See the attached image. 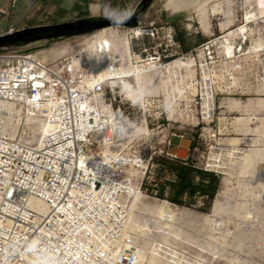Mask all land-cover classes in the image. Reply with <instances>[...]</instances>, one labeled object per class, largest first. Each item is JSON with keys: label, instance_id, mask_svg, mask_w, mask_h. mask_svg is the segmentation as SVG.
<instances>
[{"label": "built area", "instance_id": "obj_1", "mask_svg": "<svg viewBox=\"0 0 264 264\" xmlns=\"http://www.w3.org/2000/svg\"><path fill=\"white\" fill-rule=\"evenodd\" d=\"M122 1V8L108 7L99 16L118 23L102 37L111 42L98 44L92 54L84 51L85 42L54 63L28 51L14 56L0 51V264H137L128 223L138 189L150 200L183 208L167 197L156 199L157 190L150 198V187L163 181L157 180L155 159L220 175L195 145L202 136L195 131L215 119L216 111L209 118L202 106L200 83L210 84L216 55L198 62L191 101L169 86L168 103L149 97L145 112L122 88L125 63L135 69L145 65L158 78L175 60L198 61V50L209 52L208 42L184 52L175 26L158 17L144 21L143 14L126 25L141 2ZM0 13L6 15L5 7ZM24 29L12 27L0 36ZM96 31L80 36L89 42ZM114 37L129 39L131 52L125 55ZM86 55L99 56L94 69ZM180 78L176 69L171 84L179 87ZM172 137L191 139L185 159L167 153ZM169 169L176 174L171 182H178V170ZM192 195L199 193L186 190L183 197Z\"/></svg>", "mask_w": 264, "mask_h": 264}, {"label": "rangeland", "instance_id": "obj_2", "mask_svg": "<svg viewBox=\"0 0 264 264\" xmlns=\"http://www.w3.org/2000/svg\"><path fill=\"white\" fill-rule=\"evenodd\" d=\"M36 1L40 2V0L13 1L21 8H28L29 12L20 20L11 14L6 18V23H4L6 15L0 13L2 21L0 34L9 32L12 27L21 29L52 25L54 21L50 16L47 17L48 13L43 11V7L39 9L35 5ZM112 1L115 3L109 6L122 8L119 6V0ZM127 1L142 4L144 0ZM151 5L156 6H153L155 17L161 20L177 18V31L183 34L187 51L196 47L199 49L202 44L209 42L207 44L209 54L216 55L212 57V74L219 76H212L214 96L212 113L208 115L210 118L216 109L214 123L210 126H199L195 132L202 136L197 139L195 145L199 148L198 154L203 155L204 159L209 156L211 150L222 154L221 157L210 155V160L207 162L210 169L221 173L222 176L213 175L218 180V187L212 200L200 194L192 195V198L188 199L182 195L180 206L186 209L177 210L189 218L188 225L189 223L194 225L197 221L195 224L199 223V230L192 238L183 236L184 233L181 232L178 239H170L168 248H180L176 254L184 258L188 264L194 262L197 264H264V14L261 13L264 9V0H150L145 5L144 14L148 8L152 7ZM247 5L249 6L246 7ZM246 10L253 11L256 18L249 23L250 31L244 29L245 31H241L240 34L237 30L245 24ZM228 17L232 21L231 26L223 33L221 24L226 23ZM204 18H206L205 23L209 25L208 32L203 29ZM231 31L235 34L231 51L225 53L219 49L218 43L213 44V42ZM40 35L44 38L35 39L28 36L24 39L6 40L0 43V51L4 48L28 51L38 54L42 61L48 59L47 63H54L80 44L84 42L86 44L82 36L53 38L49 36L50 33ZM241 36L244 39H241ZM57 38L62 40L55 44L54 40ZM92 41L87 42L85 50ZM116 46L125 52V48L117 40ZM253 46H260V48L252 50ZM204 51L207 55L206 50ZM125 55H127L126 52ZM94 56L96 55L90 56V60ZM126 59L127 56H125ZM204 60L207 61L206 56L204 59H198L197 63L204 64ZM184 68V71L188 73L183 77L184 74L181 71L179 84L181 86L182 81H185L189 86L188 80L191 79L193 82V73L189 68ZM156 73H152L150 79L152 84L146 90L148 97H159L160 100L163 97L167 104L171 96V88L175 89L177 85L174 87L170 83V70L161 71L158 78ZM196 74H198V68ZM219 83L223 84L222 89L217 88ZM215 95H217L216 106ZM185 99L188 100L190 97ZM235 101L241 103V106L235 108L233 106ZM237 118L247 120L238 126L234 122ZM205 121H208L207 118ZM195 122L193 118V123ZM201 127L209 130L207 136L200 129ZM212 136L215 139L210 138ZM230 151L233 153L227 154ZM167 153L176 156L175 150H167ZM216 159L222 162L212 163V160ZM224 161H227L226 165ZM154 164L159 175L157 180L160 178L163 181L157 183L158 188L150 187V198L157 190L156 199L161 201L167 197L170 201L178 182H171L175 172L170 171L169 167L179 170L182 166L163 158L155 159ZM191 171L194 186H197L200 183V177L196 171ZM217 203L219 206L215 210ZM206 221L210 223L209 226L205 225ZM206 231H210L211 234ZM191 240L197 242V245ZM160 264L167 263L160 261Z\"/></svg>", "mask_w": 264, "mask_h": 264}, {"label": "bare ground", "instance_id": "obj_3", "mask_svg": "<svg viewBox=\"0 0 264 264\" xmlns=\"http://www.w3.org/2000/svg\"><path fill=\"white\" fill-rule=\"evenodd\" d=\"M155 4H157V3H155ZM153 6L146 10V13L144 14V17H143L144 21H151L155 18V15L153 12ZM248 6L249 5H247L246 7H248ZM154 7H156V6H154ZM204 9H205V7H204ZM252 12L249 10H246L245 15H244L245 24L240 26L237 30V32H239L240 34H241V31H243L244 29L250 31L249 23L254 21L256 18V14H254ZM261 13L264 14V9H262ZM259 15H260V13H259ZM205 22H206V18H204L202 23H203L204 31L208 32L209 25H208V23H205ZM231 22L232 21L230 20V17H228V21H226V23L221 24L223 33H225L226 31L229 30V28L231 26ZM111 31H113V29L110 26L97 30L95 32L96 36L93 38L94 40L88 45V48L85 50V47L87 46V42H86L85 46L83 47L84 51L86 53H92L98 47V44L99 45L104 44L105 42L110 43L111 41L108 38H102V37L105 33L108 34ZM234 35H235L234 32L231 31V32L227 33L225 36H223L219 39H216L213 42V44L218 43L219 49H221L223 52L227 53L232 47V41H233ZM243 36H241V39H244ZM75 37H77V36H75ZM79 37H81V36H79ZM82 38L86 39V36H82ZM61 40L62 39L57 38L54 40L55 41L54 43L58 44V43H60ZM116 40L125 48L126 54L131 52V46L129 43V39H127L126 37H124V38L116 37L114 39L115 45H116ZM257 48H260V46H256V47L253 46L252 50L253 49L255 50ZM208 49H209V47H208ZM4 50L9 51L10 54L13 56L19 55V54H22L23 52H25V51L16 50V49H2L1 51H4ZM209 52L207 53V55H211V54H209ZM34 55H35V57L39 58L38 54H34ZM197 55H198V59H204L206 56L205 51L203 49L198 50ZM86 56L89 58L92 55H86ZM229 57H230V55H229ZM98 58H99L98 55L94 56L92 58V60H90V58H89L92 69L95 68V66H96L95 61ZM127 59H129V58H127ZM47 61H48V59H45L43 62L47 63ZM58 61H56V62H58ZM205 61L206 60H204V62ZM195 65H196V67H195ZM184 67L189 68L193 73L192 79L193 80L196 79L195 75H196V69L198 68V63L192 57H187L185 60L184 59L183 60H181V59L175 60L174 62L169 63L165 67V70H170V73H171L170 83H171V79H172V72H174L176 69H180V71H182V74H184V75H182L183 77L187 76L186 74L188 72L186 73L184 71L185 70ZM124 68H125L124 73L127 75L128 78L120 80L122 83V88L124 89V92L126 93V95L132 101H134V102L139 101L141 103L140 107H142L144 109V111L146 112L148 110V108L146 107L147 104L148 103L151 104L150 98L148 97L146 90L150 86V84H152L150 82V79L152 77V73H156V71H150V69L147 68L145 65H142L141 67H137V69H135L134 67H130L127 62L125 63ZM162 71H164V70H162ZM212 76L219 77L218 74H215V73L212 74ZM188 81L190 82L189 86H188L187 82L182 81L181 86H179V87L176 86V89H177L178 93L180 94V98H183V97L189 98L190 97V99H188V100L191 101V96H189V97H187V96L189 94L194 95L198 90V86L195 87L194 83L191 82V79H189ZM116 83H117V81H114L112 84H116ZM201 83H202V85H201ZM201 83H200L201 95L203 98L202 106L204 107L205 110L207 108L206 111H208V114H211L212 113V105H213L212 98L214 96V90H213V86H212L213 80L211 79L210 84L208 82H205V85L203 82H201ZM223 87L224 86L222 83H219L217 85V88L222 89ZM187 88H188V90H186ZM216 96L217 95H215V97ZM157 101L158 102L161 101L159 99V97L157 98ZM215 106H216V99H215ZM233 106L235 108L240 107L241 103L235 101V102H233ZM149 110H150V108H149ZM215 111H216V109H215ZM29 120H30V118L28 119V121ZM195 120L197 121V119H195ZM207 120L208 121H205L206 123L210 122V119H207ZM246 120L247 119H244V118H237V119H235L234 122L239 126V125L243 124ZM143 121H144V119H143ZM250 122H251V120L249 121V123ZM142 125H145L144 122H142ZM206 126H208V125H206ZM44 128H45V125H43L41 127V129H40V127L38 128V134H40V136L38 137V141H40L41 135L45 132ZM138 129L145 131L144 126L141 127L139 125ZM202 132H205L206 136H207L209 130L207 128L203 127ZM210 138L215 139L214 136H212ZM169 145H170V143H169ZM214 147H217V146H214ZM232 153H233L232 151L227 152V154H229V155ZM210 155L217 156V157L222 156V154L215 153L214 150L213 151L211 150L210 154L207 158V161L205 162V164H207V167H208L207 162H208V160H210V158H209ZM247 159H248V157L246 158V162H247ZM219 161L222 162L220 159H216V160H212V163H215V162L218 163ZM236 163H238V162L236 161ZM226 164H227V161H224V165H226ZM215 167L218 168L217 165H215ZM219 174L222 176L221 173H219ZM218 206H219V204L217 203L215 206V210ZM183 209H186V208H183ZM135 212L136 213L133 214L131 219H129L128 229H129L130 233H132L134 235V240H135V244H136L135 253L137 254V264H156V263H158L157 261H159L158 264H160V261H164L167 264H188L184 261L185 260L184 258H182L178 254H176V252H178L180 248H175V247L174 248L173 247L168 248V247H170V245L168 246V244L171 241L170 240L171 238L178 239V237L181 235L180 234L181 232L184 233L182 235L185 237H187V236H189L190 238L195 237L198 233V230H199L198 229L199 223L195 224L197 221L194 222V225H190V223L188 225L187 221L189 220V218L185 217L181 211H179V210L175 211L174 209H172L169 206L168 203L159 202L157 200L149 201V198L147 197V195H145L139 189L137 191V195L135 198ZM191 212H194V211H191ZM204 223L206 226L210 225V223L208 221H206ZM174 232H176L177 234H175ZM206 233H210V231H206ZM191 241H193V240H191ZM196 243L197 242H194L195 245H197ZM148 260H149V262H148ZM193 264H197V263L194 262Z\"/></svg>", "mask_w": 264, "mask_h": 264}, {"label": "water", "instance_id": "obj_4", "mask_svg": "<svg viewBox=\"0 0 264 264\" xmlns=\"http://www.w3.org/2000/svg\"><path fill=\"white\" fill-rule=\"evenodd\" d=\"M148 1L150 0L143 1V3L141 4V9H139V11L136 12V14L129 21L125 22L126 25L137 23V20L144 14L145 5ZM117 23L118 22L115 20L104 19L101 17H89L64 23L30 27L16 33L1 36L0 43L11 39H24V37L28 36H31L35 39H42L44 38V36L40 35L41 33H50L49 36L53 38L80 36L108 26L115 25ZM191 136L193 138H196V135L194 134H191ZM190 146V138L172 137L170 139V145L167 147V150H175L176 156L180 159H183V156L186 157L187 150L190 148Z\"/></svg>", "mask_w": 264, "mask_h": 264}, {"label": "crops", "instance_id": "obj_5", "mask_svg": "<svg viewBox=\"0 0 264 264\" xmlns=\"http://www.w3.org/2000/svg\"><path fill=\"white\" fill-rule=\"evenodd\" d=\"M35 3L39 9L43 7V11L48 13L47 17L50 16L54 21L53 24H57L83 18L99 17L104 10L111 7L109 5H113L115 2L112 0H40V2L36 1ZM119 6L123 7L124 1L119 0ZM0 7L6 9L4 23L11 14L15 15L17 20H20L29 12L28 8H21L18 4H14L13 0H0ZM163 20L177 26V18H163ZM0 24H2L1 20Z\"/></svg>", "mask_w": 264, "mask_h": 264}, {"label": "trees", "instance_id": "obj_6", "mask_svg": "<svg viewBox=\"0 0 264 264\" xmlns=\"http://www.w3.org/2000/svg\"><path fill=\"white\" fill-rule=\"evenodd\" d=\"M142 6H140L139 9H141ZM173 26L177 29V26L173 23ZM176 38L180 41L182 48L184 51H187V47L185 45L184 37L181 32L177 31ZM191 170L187 169V167L182 166L179 167V170L177 172L178 177V186L176 187V190H173V194L170 198V201L176 204H180V198L184 194L186 190H189L190 194H194L195 192H198L203 197H208L209 199H213L214 195L217 191L218 187V180L216 177H214L211 174H204L202 172H197L200 177V183L197 184V186H194V180L191 177Z\"/></svg>", "mask_w": 264, "mask_h": 264}, {"label": "flooded vegetation", "instance_id": "obj_7", "mask_svg": "<svg viewBox=\"0 0 264 264\" xmlns=\"http://www.w3.org/2000/svg\"><path fill=\"white\" fill-rule=\"evenodd\" d=\"M25 38V37H24Z\"/></svg>", "mask_w": 264, "mask_h": 264}]
</instances>
